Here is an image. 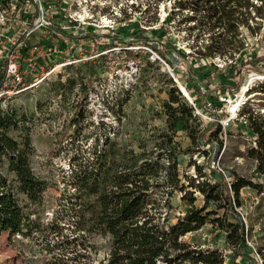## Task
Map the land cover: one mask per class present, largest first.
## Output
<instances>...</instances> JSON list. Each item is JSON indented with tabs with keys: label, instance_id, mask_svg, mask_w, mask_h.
Listing matches in <instances>:
<instances>
[{
	"label": "rangeland",
	"instance_id": "374dc122",
	"mask_svg": "<svg viewBox=\"0 0 264 264\" xmlns=\"http://www.w3.org/2000/svg\"><path fill=\"white\" fill-rule=\"evenodd\" d=\"M66 1H72L73 10L81 18L92 14L91 21L85 20L87 25L80 24L82 27L66 28L68 36L55 35L51 29L43 28L22 40L16 39V33L33 23L40 14L37 9L48 10L54 24H63L65 13L60 9L63 0H0V66H4L11 48L20 52L24 43L32 49L22 58L17 56L20 68L28 67V56L35 59L31 73L25 75L26 87L0 99V110L16 113L17 128L10 135L19 141L25 135L29 137L30 167L47 183L43 202L35 207L33 215L41 224L40 230L30 236L1 232L0 264H45L57 256L56 244L61 238L55 236L50 223L64 212L61 202L63 194L70 190L69 162L74 155L83 159L95 142L100 146L106 137L116 140L122 148L130 145L137 152L139 145L149 146L157 135L170 132L163 108L168 99V78L184 102L193 108L192 118L178 119L172 134L171 147L177 152L179 178L195 198L194 205L206 206L205 212H212L201 228L188 232L181 240L201 252L215 250L222 258L221 264L262 262L257 251L264 238V171L257 170L255 159L248 154L255 143L246 118L250 114L264 124V93L256 87L264 84V22L255 27L254 21L247 20L253 28L252 35L245 26L235 29L241 55L236 52L233 58L216 53L205 58L193 52H203L210 36L223 34V30L195 27L199 12L193 10L192 0H183L182 8L175 3L179 0ZM105 23L110 27H101ZM82 29L87 30V37L78 40L77 33L83 34ZM94 31L106 36L103 41L109 45L105 54L99 53L96 43L87 42ZM42 33L43 43L39 40ZM65 43L62 53H51V59L44 56L49 46L56 45L58 50ZM169 45L178 49L172 58L168 54L171 64L158 53L166 52ZM36 46L40 48L33 49ZM127 50L136 54V58L127 57ZM55 54L57 62L52 59ZM87 62H91L89 67ZM191 71L194 77L189 82ZM173 77L185 87L189 98L179 91ZM191 84L200 89V105L194 104L195 107L190 103L196 96ZM241 106L244 114L239 115ZM205 127L212 128L203 139L210 142L191 146L189 129ZM188 147L198 148L199 152L190 155L186 152ZM214 155L215 168L222 176L207 167V159L212 160ZM193 163L200 166L201 176ZM0 170L8 180L12 178L6 161ZM237 177L251 179L256 186L242 187L236 202L227 204L223 199L227 195L223 182L229 186ZM197 182L219 184L218 189L223 192L220 200L205 203L201 191L191 185ZM183 193L175 191L170 198L172 209L167 214L171 223L182 217L190 205L182 198ZM236 216L244 223L245 240L235 249L226 234L231 224L239 223ZM67 220L61 219L59 224H65L64 235H71ZM79 234H83L85 247H78L82 258L73 262L106 264L108 238L85 231ZM89 242L94 244L93 248L88 247Z\"/></svg>",
	"mask_w": 264,
	"mask_h": 264
},
{
	"label": "trees",
	"instance_id": "16d2710c",
	"mask_svg": "<svg viewBox=\"0 0 264 264\" xmlns=\"http://www.w3.org/2000/svg\"><path fill=\"white\" fill-rule=\"evenodd\" d=\"M175 3L179 8L185 5L183 0ZM190 3L193 10L199 12L195 27L201 30L221 27L223 30V34L210 36V42L205 45L203 52L200 50L193 52L200 57L210 58L217 53L222 56L228 54L234 58L236 55L234 53L240 52L236 40L238 32L235 29L245 26L249 35H252L253 28L247 24V20L254 21L255 27L264 22V0H192ZM57 29L62 31L60 27ZM62 33L66 34L65 31ZM105 37L101 35L104 41ZM29 48L28 46L27 49ZM103 48L104 45L101 49ZM165 51L158 53L171 64L168 54L173 52L175 55L178 49L170 46ZM126 53L127 57L136 58V54L131 50H127ZM241 54L242 52L239 53ZM90 64L91 62H87L88 67ZM190 75L189 82L194 77L192 71ZM168 83V99L164 101L163 108L169 133H160L149 146L139 145L140 151L137 152L130 145L122 148L116 140L106 137L100 146L95 142L89 155L83 159L77 155L70 159V190L66 195L63 194L65 198L61 202L64 212L50 223L55 236L61 238L56 244L58 254L53 256L52 262L45 264H78L73 262L82 258V254L77 252L78 247H85L80 231L98 233L108 238L106 264L222 263V258L217 256L215 250L201 252L200 249L190 248L189 244L181 240L183 235L201 228L212 212H205L206 206L196 207L195 198L191 192L185 190L180 181L177 152L171 147L172 134L178 119L183 116L192 118L193 108L180 97L170 78ZM191 87L196 93L193 102L200 105V89L197 84H191ZM256 87L264 93L263 83ZM243 108L244 106H241L238 110L239 115L244 114ZM255 118L256 116L250 114L246 118L255 143L248 154L255 159L257 170L262 172L264 124ZM17 124L14 111L0 110V168L6 161L7 172L12 174V178L8 180L0 170V233L30 236L41 228L40 222L33 218V215L36 213L35 207L43 202L47 183L37 177L30 167L27 152L29 137L25 135L19 141L10 135V131L17 128ZM210 129L212 128L205 127L202 130L190 128L187 135L191 146L196 142L198 144L210 142L207 138L203 141L205 133ZM186 152L192 155L198 153L199 149L188 147ZM202 152L206 154L205 151ZM207 161V167L212 170L211 160L208 158ZM193 165L201 176L200 166L195 163ZM213 171L217 175H223L221 172ZM224 183L227 195L223 199L227 204H231L233 200L236 202L235 197L242 187L256 186L253 180L240 177L235 178L229 186L227 182ZM191 185L201 191L205 203L209 201L216 203L222 197L223 192L218 189L219 184L215 182L213 184L197 182ZM175 191L184 192L182 198L187 199L190 205L182 217H177V220L171 223L167 211L172 209L170 198ZM230 192L233 195H230ZM236 217L239 223L231 224L226 234L229 244L235 249L243 245L245 240L244 223L239 216ZM64 218L68 219L67 229L71 235L63 234L65 224L59 223ZM76 233L78 235L74 236ZM261 239L263 241L257 252L264 264V238ZM93 246V243H88V247Z\"/></svg>",
	"mask_w": 264,
	"mask_h": 264
},
{
	"label": "built area",
	"instance_id": "2783aa9c",
	"mask_svg": "<svg viewBox=\"0 0 264 264\" xmlns=\"http://www.w3.org/2000/svg\"><path fill=\"white\" fill-rule=\"evenodd\" d=\"M69 3V4H68ZM59 5V4H57ZM63 6H60V9H62V12L65 13L64 16V21L62 22L63 24H54L53 21H51V19L49 18V11L46 10L41 11L39 9H37V12L40 13L39 16L33 21V23H29L28 26L22 28V32L21 33H16V39H25L24 37L30 35L32 32H35L38 29H43V28H48L49 30H52V33L55 35H67L68 34H64L62 33V31H66V28L71 27V26H75V25H79V27L81 26L80 24L83 25H87V23H84L85 20H90L92 19L91 17L93 16L91 14V16H87L86 18H81L80 13L76 12L73 10L72 7V1L71 2H67L66 0L62 2ZM37 6V5H36ZM56 5H54L55 7ZM58 12V10H56ZM55 12V11H54ZM108 20V22H110V19H106ZM91 21V20H90ZM93 22V20H92ZM94 23V22H93ZM31 24V25H30ZM58 27L61 28L62 31H60L59 29H57ZM82 27V26H81ZM98 28L100 26H97ZM96 27V28H97ZM101 27H110L109 25H107L105 23V25L101 26ZM79 31H81V29H79ZM83 31V29H82ZM86 32H84L83 34H81L80 32L77 33L78 36L76 38H78V40H81L82 38H84L85 36L87 37V30H85ZM80 35V36H79ZM44 34L42 33L41 37H39V40L41 43L44 42ZM73 37V36H72ZM87 42L89 43H96L97 46L99 47L100 54H105L107 49H106V44H104V41L101 38V34L98 31H94L92 34V38L89 40H87ZM24 45V49L21 50L19 52V49L17 48L18 51H15L14 48H11L9 53H7V56L5 58V62H4V66H0V99L6 97V96H10L11 94L14 93H18L20 92L23 88L26 87V80H25V75H27L28 73H31L33 66L35 65V59L33 61V56L27 58L26 62L28 64V68L27 66L23 69L20 68L18 62H17V56L20 55V57L22 58L26 53H29L32 49V47L28 48V45H26V43L23 44ZM66 43L64 45L61 44V46H59L58 50H56V45H52L49 46L48 48H46L47 53L44 55L48 58L51 59V53H62L63 52V46H65ZM104 45V48L101 49V47ZM40 48V46H36L33 49H37ZM42 47V46H41ZM113 48V47H112ZM110 48V49H112ZM42 51V50H39ZM38 51V52H39ZM44 51V49H43ZM6 55V54H5ZM4 59V58H3ZM53 61L57 62L58 61V54H55V56H52ZM85 60H87L88 58H84ZM174 81L177 82L178 81L175 77H173ZM185 88V87H184ZM179 91L183 94V92L180 90V88L178 87ZM185 96V95H184ZM186 98H189L187 96H185ZM190 103L195 107L193 100H190ZM196 112L197 109L195 108ZM217 162H215L213 159L210 162V168L213 170H216L215 168V164ZM218 172H221L220 170H216ZM259 264H263L262 262H259Z\"/></svg>",
	"mask_w": 264,
	"mask_h": 264
},
{
	"label": "bare ground",
	"instance_id": "6f19581e",
	"mask_svg": "<svg viewBox=\"0 0 264 264\" xmlns=\"http://www.w3.org/2000/svg\"><path fill=\"white\" fill-rule=\"evenodd\" d=\"M57 68H58V67H57ZM178 87H179L180 90L183 92V95L189 97V96H188V93H187V91H186V89H185L181 84L178 83ZM235 107H237V105H235ZM233 108H234V107H233ZM232 110H233V109H232Z\"/></svg>",
	"mask_w": 264,
	"mask_h": 264
},
{
	"label": "water",
	"instance_id": "95a60500",
	"mask_svg": "<svg viewBox=\"0 0 264 264\" xmlns=\"http://www.w3.org/2000/svg\"><path fill=\"white\" fill-rule=\"evenodd\" d=\"M173 56H175L173 53H171V54L169 55L170 58H172ZM215 155H216V154H215ZM215 155H214V157H213V160H215Z\"/></svg>",
	"mask_w": 264,
	"mask_h": 264
},
{
	"label": "crops",
	"instance_id": "0c3cea01",
	"mask_svg": "<svg viewBox=\"0 0 264 264\" xmlns=\"http://www.w3.org/2000/svg\"><path fill=\"white\" fill-rule=\"evenodd\" d=\"M59 6V5H58Z\"/></svg>",
	"mask_w": 264,
	"mask_h": 264
}]
</instances>
